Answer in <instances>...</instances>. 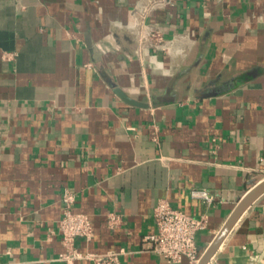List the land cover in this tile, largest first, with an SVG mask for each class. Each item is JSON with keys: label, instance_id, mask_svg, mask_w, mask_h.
Masks as SVG:
<instances>
[{"label": "crops", "instance_id": "crops-1", "mask_svg": "<svg viewBox=\"0 0 264 264\" xmlns=\"http://www.w3.org/2000/svg\"><path fill=\"white\" fill-rule=\"evenodd\" d=\"M263 178L264 0H0V264H93L61 258L66 192L83 253L170 264L144 240L165 198L202 255ZM208 264H264V193Z\"/></svg>", "mask_w": 264, "mask_h": 264}, {"label": "built area", "instance_id": "built-area-1", "mask_svg": "<svg viewBox=\"0 0 264 264\" xmlns=\"http://www.w3.org/2000/svg\"><path fill=\"white\" fill-rule=\"evenodd\" d=\"M193 197L202 203L211 204L215 197L207 189L194 188ZM74 196L64 194L65 207L63 215L58 220V231L65 247L61 258L67 262L77 259H87L93 264H122L120 255L123 249L109 250L105 253L81 252L75 246L77 237L91 241L94 237L93 223L86 213L76 212L73 209ZM155 231L145 235L144 240L151 251L164 257L170 264H178L187 260V264H197L201 254L196 245V234L206 227V219L189 215L171 205L165 199H159L153 212ZM120 216L110 213L108 223L114 227L120 222Z\"/></svg>", "mask_w": 264, "mask_h": 264}, {"label": "water", "instance_id": "water-1", "mask_svg": "<svg viewBox=\"0 0 264 264\" xmlns=\"http://www.w3.org/2000/svg\"><path fill=\"white\" fill-rule=\"evenodd\" d=\"M174 81L175 79L173 80L172 85L174 84ZM115 92L118 94V96L121 99H123L128 104L136 105V106H144V107L147 106L146 103L131 98L122 89L118 87H115ZM263 193H264V178L256 179V181L253 182L252 188H250L248 191L242 190L237 193L238 194V197H237L238 204L236 208L234 209V211L232 212V214L226 221L224 227L221 229V231L212 241L210 246L201 255L197 264H208V262L214 256L219 246L221 245L223 240L226 238L228 233L231 231V229L234 227L238 219L248 209V207H250L251 204Z\"/></svg>", "mask_w": 264, "mask_h": 264}]
</instances>
